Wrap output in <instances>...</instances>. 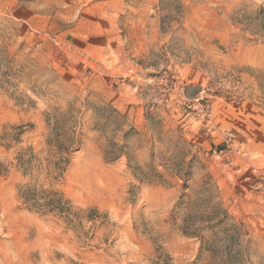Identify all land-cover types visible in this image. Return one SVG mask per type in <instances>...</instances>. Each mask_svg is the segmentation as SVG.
I'll use <instances>...</instances> for the list:
<instances>
[{
	"label": "rangeland",
	"instance_id": "rangeland-1",
	"mask_svg": "<svg viewBox=\"0 0 264 264\" xmlns=\"http://www.w3.org/2000/svg\"><path fill=\"white\" fill-rule=\"evenodd\" d=\"M0 264H264V0H0Z\"/></svg>",
	"mask_w": 264,
	"mask_h": 264
}]
</instances>
